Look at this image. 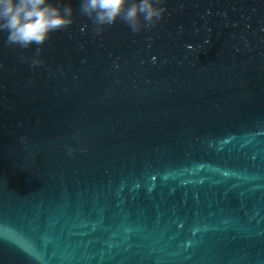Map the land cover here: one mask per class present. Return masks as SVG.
<instances>
[{
  "label": "water",
  "instance_id": "95a60500",
  "mask_svg": "<svg viewBox=\"0 0 264 264\" xmlns=\"http://www.w3.org/2000/svg\"><path fill=\"white\" fill-rule=\"evenodd\" d=\"M52 2L0 31V264H264V0Z\"/></svg>",
  "mask_w": 264,
  "mask_h": 264
},
{
  "label": "clouds",
  "instance_id": "9594fccd",
  "mask_svg": "<svg viewBox=\"0 0 264 264\" xmlns=\"http://www.w3.org/2000/svg\"><path fill=\"white\" fill-rule=\"evenodd\" d=\"M127 5V7H125ZM81 9L94 14L98 24H111L118 16L138 31V13L150 21L159 18L161 9L154 7L152 0H82ZM72 9L60 6L52 0H0V31H7V41L21 46L40 44L50 31L70 24Z\"/></svg>",
  "mask_w": 264,
  "mask_h": 264
}]
</instances>
